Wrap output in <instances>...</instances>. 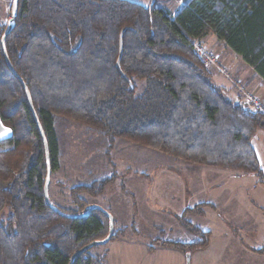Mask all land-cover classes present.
Listing matches in <instances>:
<instances>
[{
	"label": "trees",
	"instance_id": "obj_1",
	"mask_svg": "<svg viewBox=\"0 0 264 264\" xmlns=\"http://www.w3.org/2000/svg\"><path fill=\"white\" fill-rule=\"evenodd\" d=\"M6 29L0 22V120L12 132L0 141V216L10 211L0 222V264H70L109 235L100 211L70 219L47 204L46 148L21 80L48 142L52 174L60 169L55 119L64 118L96 131L108 149L120 139L264 180L253 146L264 116L231 100L193 46L215 36L264 80V0H188L173 14L156 0H20L5 43L16 74L2 46ZM121 42L125 77L117 69ZM108 180L73 190L75 214L88 207L81 193L103 194ZM193 231L203 243L170 247L187 257L205 248L210 234ZM74 264L104 263L90 250Z\"/></svg>",
	"mask_w": 264,
	"mask_h": 264
},
{
	"label": "rangeland",
	"instance_id": "obj_2",
	"mask_svg": "<svg viewBox=\"0 0 264 264\" xmlns=\"http://www.w3.org/2000/svg\"><path fill=\"white\" fill-rule=\"evenodd\" d=\"M129 1L149 6L155 0ZM187 1L156 0V4L173 14ZM12 4L13 0H0V22L7 26ZM210 37L204 40L219 56L218 65H205L212 80L218 75L228 79L234 91L227 94L236 103L245 106L247 95H253L264 104V83L253 87L236 77L232 69L241 61ZM220 66L228 69L229 77L221 74ZM235 80L241 82L247 95L237 90ZM143 83L138 82L137 95L143 93ZM55 129L61 148L60 169L51 175L49 195L57 208L79 215L75 214L79 210L73 190L110 178L103 194L81 193L88 207L99 205L114 217V237L91 249L104 264H264V180L191 164L120 139L108 149V140L96 131L64 118L55 119ZM253 146L264 171V129L257 132ZM236 175L238 179L231 178ZM228 196L237 198L228 200L231 206L223 210ZM9 214L7 209L0 222ZM189 224L190 229L186 227ZM194 229L210 234L205 248L187 257L170 247L203 243ZM227 230L234 249L226 248ZM180 253L185 263L179 262Z\"/></svg>",
	"mask_w": 264,
	"mask_h": 264
},
{
	"label": "water",
	"instance_id": "obj_3",
	"mask_svg": "<svg viewBox=\"0 0 264 264\" xmlns=\"http://www.w3.org/2000/svg\"><path fill=\"white\" fill-rule=\"evenodd\" d=\"M19 1L20 0H13V4H12V11H11V19L9 20V23H8V26H7V30L5 32V34L3 35L2 37V46H3V49H4V52H5V57H6V61H7V64L10 68V70L14 73V69L11 65V62H10V59L8 57V54H7V51H6V39L7 37L11 34L12 30L14 29L15 27V24H16V18L18 16V11H19ZM123 48H122V42L120 44V58H119V62H118V65H117V69L119 71V73L122 75V77H125L123 72H122V69H121V59H122V54H123ZM24 88H25V91L27 93V96H28V99H29V103H30V107H31V110H32V113L34 115V118H35V121L39 127V130H40V133L42 135V138H43V141H44V145H45V148H46V154H47V177H46V183H45V188H44V193H45V198H46V202L47 204L49 205V207H51V209H53L54 211L58 212L60 215L64 216V217H67V218H70V219H82V218H86L88 216L91 215V213H93L94 211H100L101 213L107 215L108 219H109V235L103 239V240H98V241H94L92 243H90L89 245L85 246L84 248H82L81 250H79L78 252H76L73 257L71 258V261H70V264H74L76 259L78 257H80L81 255H83L84 253L88 252L89 250L95 248L96 246H100V245H105L107 244L109 241H111V239L113 238L114 236V232H115V221H114V217L107 211L105 210L104 208H102L101 206L99 205H91L87 208L86 212L82 213V214H79V215H70V214H67V213H64L63 211H61L59 208H57L51 201L50 199V195H49V186H50V183H51V175H52V169H51V163H50V156H49V146H48V142H47V139H46V136H45V133H44V130H43V127L40 123V120L37 116V113L35 111V108H34V104H33V100H32V97H31V94H30V91L29 89L27 88V86L25 85V83L21 80Z\"/></svg>",
	"mask_w": 264,
	"mask_h": 264
},
{
	"label": "crops",
	"instance_id": "obj_4",
	"mask_svg": "<svg viewBox=\"0 0 264 264\" xmlns=\"http://www.w3.org/2000/svg\"><path fill=\"white\" fill-rule=\"evenodd\" d=\"M159 8H162L159 6ZM175 13V12H174ZM209 38V37H208ZM206 38V39H208ZM212 41L218 43L221 47L225 48V50H228V52H230L231 54H234L235 56H237L230 48H228L226 46V44L222 41H219L215 36H212L210 37ZM237 58H239V60L241 61V63H237L234 67H233V74L240 78L242 80H247L248 84L250 86H256V85H259L260 83H264V80L251 68L249 67L240 57L237 56ZM219 76V75H218ZM216 77V76H213V80L214 82L224 88L226 90V92L228 91V93L230 92H233L234 91V88L232 87V85H230V82L228 79H224L223 77ZM7 131V134H5V132ZM12 135V132L10 129H8L7 127H5L3 125V123L1 122L0 120V141L2 140H6V139H9ZM237 178L239 177V175H236V176H231V178ZM222 184L225 185V182L222 181ZM234 198H237V196H228L224 199V201L226 200V203H222V209L223 210H228V207L231 206V204H228V200H234ZM239 200V199H237ZM259 213H256L255 216H258ZM258 227V225L256 226ZM256 230V229H255ZM212 234V233H211ZM224 236H226L225 238V244H226V248L227 249H234V247H232V242H229L230 239L227 238L229 237V231L227 230L226 233H224ZM212 238V237H211ZM127 243L124 242V245H126ZM210 247V244L208 246V248ZM263 249V248H261ZM260 249V250H261ZM180 256V259H179V262H183L185 263L184 261V255L182 253L179 254Z\"/></svg>",
	"mask_w": 264,
	"mask_h": 264
},
{
	"label": "built area",
	"instance_id": "obj_5",
	"mask_svg": "<svg viewBox=\"0 0 264 264\" xmlns=\"http://www.w3.org/2000/svg\"><path fill=\"white\" fill-rule=\"evenodd\" d=\"M194 50L196 54L202 59L204 64L206 66L211 65H218L219 56L216 51L211 50L209 46L207 45V42L205 40H198L193 42ZM219 71L222 75L229 77L228 69L224 66H220ZM235 82V87L237 90L242 92L243 94L246 93V91L243 90V85L241 82H238L237 80ZM246 108L249 109L252 112L264 114V104L260 99H257L256 96L253 95H247V100L245 101Z\"/></svg>",
	"mask_w": 264,
	"mask_h": 264
},
{
	"label": "snow or ice",
	"instance_id": "obj_6",
	"mask_svg": "<svg viewBox=\"0 0 264 264\" xmlns=\"http://www.w3.org/2000/svg\"><path fill=\"white\" fill-rule=\"evenodd\" d=\"M7 131H8V130H6L5 134H7Z\"/></svg>",
	"mask_w": 264,
	"mask_h": 264
},
{
	"label": "bare ground",
	"instance_id": "obj_7",
	"mask_svg": "<svg viewBox=\"0 0 264 264\" xmlns=\"http://www.w3.org/2000/svg\"><path fill=\"white\" fill-rule=\"evenodd\" d=\"M216 51V50H215ZM257 96H258V94H257Z\"/></svg>",
	"mask_w": 264,
	"mask_h": 264
}]
</instances>
